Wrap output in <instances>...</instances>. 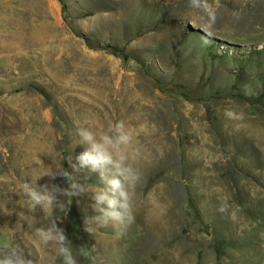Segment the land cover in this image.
Listing matches in <instances>:
<instances>
[{"label":"rangeland","instance_id":"rangeland-1","mask_svg":"<svg viewBox=\"0 0 264 264\" xmlns=\"http://www.w3.org/2000/svg\"><path fill=\"white\" fill-rule=\"evenodd\" d=\"M62 1L0 0V240L62 264L31 240L59 219L78 264H264V0H209L207 31L189 0ZM119 121L149 128L130 225L84 231L90 193L22 207L18 183L49 168L99 186L67 160L78 127Z\"/></svg>","mask_w":264,"mask_h":264},{"label":"clouds","instance_id":"clouds-1","mask_svg":"<svg viewBox=\"0 0 264 264\" xmlns=\"http://www.w3.org/2000/svg\"><path fill=\"white\" fill-rule=\"evenodd\" d=\"M190 7L204 12L209 24L205 31L215 23L216 13L209 0H189ZM229 119L237 118L230 110L225 112ZM141 133L149 134L146 124L139 131L128 127L124 121L116 122L103 131H94L90 127L77 128L79 141L83 151L74 157H68V163L76 174L95 173L100 185L89 188L73 178L68 187H61L54 181L57 177L67 178L68 173L61 166L49 168L32 179L18 183L16 194L20 197L22 207L28 213L35 214L38 210L51 216L54 207L64 208L61 197H79L90 193V207L95 215L84 216V231L91 234L95 227L114 228L130 225L134 221V201L136 186L140 180V172L134 162L143 156L138 137ZM48 179L38 183L41 179ZM21 206V205H20ZM68 211V209H67ZM6 214H11L8 210ZM48 227L36 228L32 233V243L42 252L51 254L62 261V264H78L65 229L57 221ZM95 226V227H94ZM15 229L12 230L14 236ZM5 232L4 236L7 237ZM0 264H36L32 252L22 242L6 243L0 240Z\"/></svg>","mask_w":264,"mask_h":264},{"label":"bare ground","instance_id":"bare-ground-1","mask_svg":"<svg viewBox=\"0 0 264 264\" xmlns=\"http://www.w3.org/2000/svg\"><path fill=\"white\" fill-rule=\"evenodd\" d=\"M26 29V28H25ZM29 29H30V27H29ZM52 29V28H51ZM42 29H40L39 31H41ZM43 31V30H42ZM49 34V33H48ZM24 35V34H23ZM51 35V34H50ZM54 35V34H53ZM25 36V35H24ZM29 36V35H28ZM36 36V35H35ZM37 37V36H36ZM35 37V38H36ZM67 37V36H66ZM11 38V37H10ZM56 38V37H55ZM61 38V37H60ZM64 38V37H63ZM7 39V38H6ZM30 39V38H29ZM10 40V39H9ZM22 40H24V39H22ZM30 42H28V40L25 42V44H24V47L26 48V49H28V48H32V47H37V45H39V46H41V42L39 41H37V40H34V42H33V39H30L29 40ZM8 44L6 45V46H4V47H0V51L1 52H4V53H7V51L9 52L10 50H12L13 49V45L11 46V45H9V42H7ZM12 43V42H11ZM45 43L47 44L48 42H46L45 41ZM5 44V43H4ZM17 44V43H16ZM20 44V43H19ZM50 44V43H49ZM49 44H48V46H49ZM57 44H59V43H57ZM28 45V46H27ZM2 46V45H1ZM27 46V47H26ZM38 46V47H39ZM63 46V45H62ZM35 47V48H36ZM19 50V49H18ZM14 51V50H13ZM25 51V50H24ZM12 52V51H11ZM44 52V51H43ZM63 52V51H62ZM57 53V52H56ZM73 53H75V52H73ZM43 55V54H42ZM47 57V56H46ZM42 60V59H41ZM47 61V60H46ZM53 62V61H52ZM43 63V62H42ZM54 69V68H53Z\"/></svg>","mask_w":264,"mask_h":264},{"label":"trees","instance_id":"trees-1","mask_svg":"<svg viewBox=\"0 0 264 264\" xmlns=\"http://www.w3.org/2000/svg\"><path fill=\"white\" fill-rule=\"evenodd\" d=\"M61 3H62L63 10H65L66 7L62 0H61Z\"/></svg>","mask_w":264,"mask_h":264}]
</instances>
